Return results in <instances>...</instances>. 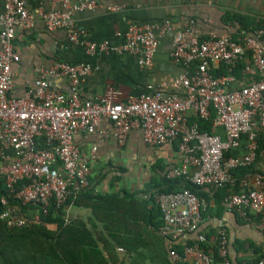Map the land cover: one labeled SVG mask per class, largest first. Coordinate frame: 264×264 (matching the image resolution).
<instances>
[{"label": "built area", "instance_id": "built-area-1", "mask_svg": "<svg viewBox=\"0 0 264 264\" xmlns=\"http://www.w3.org/2000/svg\"><path fill=\"white\" fill-rule=\"evenodd\" d=\"M61 2L64 11H30L25 0H3L0 14V182L7 194L1 198L0 220L9 229L30 228L41 224L51 208L62 210L64 224L71 223V209L90 187L89 162L75 144L81 132L94 133L103 120L115 127V137L124 145L129 134L141 128L151 147L177 144L181 165L167 173V179L187 178L199 187L222 188L236 184L223 203L225 209L246 220L250 213L261 214L256 227L264 230V174L252 170L258 160L260 139L264 134V25L251 34L242 33L238 41L231 36L205 37L193 22L185 37L175 40L171 50L174 63L182 68L177 84L183 95L149 91L127 103L83 100L78 92L81 81L93 70L88 63L58 62L41 68L36 86L20 98L10 95L14 86L13 64L18 60L14 39L18 29L29 30L40 21L48 30H66L72 42L78 40L74 14L95 10L94 0L72 5ZM113 5L111 11H122ZM240 29L239 24H235ZM173 27L130 24L122 35L125 43L85 42L90 56L126 55L139 57L141 67L150 68L159 48L160 37ZM250 58L242 69L245 77L236 87L238 64ZM215 66H224L226 75L217 76ZM53 79H67L71 92L50 90ZM151 89V88H149ZM191 117L212 120V130L202 131ZM224 130V137L215 130ZM38 140L43 146H38ZM244 145L240 156L227 157L230 150ZM249 170L239 180L234 171ZM165 238L178 240L198 231L209 209L206 198L189 189L161 193L156 197ZM229 235L224 225L216 234L220 264L229 259ZM186 254H194L190 264H216L214 256L199 243L184 245ZM170 256L186 262L172 246ZM257 264H264V258Z\"/></svg>", "mask_w": 264, "mask_h": 264}, {"label": "crops", "instance_id": "crops-1", "mask_svg": "<svg viewBox=\"0 0 264 264\" xmlns=\"http://www.w3.org/2000/svg\"><path fill=\"white\" fill-rule=\"evenodd\" d=\"M25 1L30 11L38 8L45 11L65 10L63 4L56 0ZM83 1L86 0H70V3L76 5ZM94 1L98 5L95 10L74 14L78 32L76 42L69 40L66 30L50 31L40 21L29 30H17L14 45L18 60L13 64L14 86L10 92L11 97H23L28 90L35 88L41 68L52 67L61 61L91 65L92 74L84 78L78 86L83 100L119 104L139 98L149 91L183 95L184 88L177 84L182 68L173 62L171 50L175 40L186 36L192 27L191 22L205 37L229 35L231 38L242 30V26L237 21L226 22L227 16H243L253 25L264 23V0ZM113 5H124L126 8L122 11H111ZM3 10V0H0V14ZM145 23L156 28L166 23L173 27L171 34L160 37V45L150 68L141 67L139 57L133 54L94 57L88 54L85 42L99 44L110 41L122 44L125 43L122 35L130 24ZM236 23L240 29L236 28ZM250 62L251 59L247 58L243 63L246 65ZM243 68L236 73L239 80L237 88L245 77L241 72ZM220 69H224V66H215L214 74ZM49 88L65 93L72 89L67 79H53ZM191 120L196 118L191 117ZM115 132L113 124L103 120L94 133L81 132L75 137L74 141L82 158L89 162L90 187L86 191L87 198L80 199V204H75L71 209V221L84 222L97 236L101 233L115 248L116 252H113L120 261L135 260L137 264H159L165 255H160L155 248L159 242L156 226L162 223L156 197L161 194L158 192L159 183L167 178L171 169L181 165L178 145L151 147L146 144L141 128L132 130L126 143L120 145ZM215 132L223 137L225 135L221 128H217ZM38 146H43L41 140H38ZM256 166L264 172V148H261ZM203 188L207 193L209 209L204 214L198 231L178 240L162 238L164 249L168 250L173 244L184 246L199 238L204 240L206 235L212 234L205 243V249L212 254L211 248L216 246V236L213 233L217 234L220 226L224 225L230 239V261L238 264L242 257L245 259L244 264H253L259 255H264V230L254 225L256 219L246 220L236 212L225 209L223 203L234 193L233 189L228 188L226 194H217L214 187ZM107 196H115V200L111 208L106 209L103 206V221H99L91 209L94 201L90 198ZM129 204L130 207L127 206ZM195 243L198 242L195 241L193 245ZM100 245L103 246L101 243ZM183 256L186 262L175 261L170 254L167 255L172 264H190L195 257L194 254L185 252Z\"/></svg>", "mask_w": 264, "mask_h": 264}, {"label": "trees", "instance_id": "trees-1", "mask_svg": "<svg viewBox=\"0 0 264 264\" xmlns=\"http://www.w3.org/2000/svg\"><path fill=\"white\" fill-rule=\"evenodd\" d=\"M231 21H237L242 26V30L233 35L232 39L234 41H238V38L244 31L245 33H250L253 32L256 27L264 25V23L253 25L252 22L247 21L243 16H227L226 22ZM243 62L244 61L238 64L236 73L240 71L242 67H244L245 63ZM225 69L226 68L224 67V69L216 71L215 75H226L227 70ZM190 123H198L202 131L212 130L211 119L208 121L201 119H190ZM261 148H264V134L260 139L258 158ZM244 152L243 145L242 148L238 150H230L226 153V156H240ZM252 170L262 172L256 165L252 167ZM248 171L249 170L245 169L236 170L234 171V176L237 180H239ZM262 173L264 174V172ZM158 188L159 193H175L189 189L200 197L206 198L207 196V193L204 191L203 187L193 185L185 177L177 179L166 178L162 183H159ZM228 188L233 189L234 191L232 192L234 193L240 192L237 182L236 184H230L222 188H216V193L226 194ZM6 194V186L1 181L0 213L2 212L1 198ZM86 195H88L87 192L82 193L79 196L78 201L76 200L75 204H80L79 200L87 198ZM90 199L91 201H94L91 206L94 215L99 221H103V212L105 211L103 206H105L106 209L109 207L111 208L113 201L115 200V196L94 197ZM130 205L131 204L127 206L130 207ZM159 211L161 212L160 208ZM249 216L252 218V221L254 219H256V221L261 219V214L258 213L253 212L250 213ZM107 220L109 222L111 221L109 218H107ZM42 221L43 222L41 224L34 225L30 228L9 229L7 225L0 220V264H137L135 260L130 262L120 261L119 257L114 254L116 250L111 246L109 243L110 241L105 240L101 236V233L97 236V233H94L92 229L88 228L84 222L74 220L69 224H64L62 210L51 208L50 214L48 216L42 217ZM161 221L162 223L156 226V229H158L157 231L159 232V242L155 248L158 250L160 255H165V258H162L159 264H172L169 257H167V255L169 256L170 254V248L166 250L162 244V238H165L160 233V228L163 225V217ZM108 231L110 232L109 227ZM110 235L114 236L113 234ZM211 235L212 234L206 235L204 240L203 238H199L195 241L205 249V243L209 241ZM213 235L216 236V233L214 232ZM115 239L116 241L119 240L116 236ZM195 241H191L188 245H193ZM100 243L103 244V246L100 245ZM116 243L121 244L119 242ZM122 246L125 248L124 243H122ZM237 247L239 248V245ZM145 248L147 249V247ZM172 248L180 255H183L185 252L184 246L181 244H173ZM110 249H112V251H110ZM210 252L214 256L215 263L220 264L222 262V258L219 257L217 247L213 246ZM262 258H264V255H259L253 264H257ZM244 262L245 259L242 257L240 260H238V264H244Z\"/></svg>", "mask_w": 264, "mask_h": 264}, {"label": "rangeland", "instance_id": "rangeland-1", "mask_svg": "<svg viewBox=\"0 0 264 264\" xmlns=\"http://www.w3.org/2000/svg\"><path fill=\"white\" fill-rule=\"evenodd\" d=\"M51 228H54V227H51Z\"/></svg>", "mask_w": 264, "mask_h": 264}]
</instances>
